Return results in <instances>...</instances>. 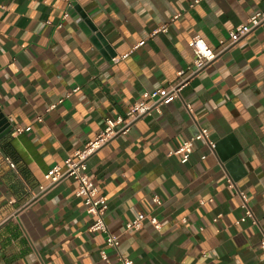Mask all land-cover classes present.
I'll list each match as a JSON object with an SVG mask.
<instances>
[{"label": "crops", "instance_id": "crops-1", "mask_svg": "<svg viewBox=\"0 0 264 264\" xmlns=\"http://www.w3.org/2000/svg\"><path fill=\"white\" fill-rule=\"evenodd\" d=\"M196 1L0 0V264H106L101 253L111 264H264V25L220 46L264 0ZM194 36L217 59L88 160L119 242L109 248L74 182L41 192L44 175L144 93L175 85L193 67ZM198 127L215 149L196 142L182 163L174 153ZM238 193L256 225L237 223ZM140 214L159 227L127 231Z\"/></svg>", "mask_w": 264, "mask_h": 264}, {"label": "built area", "instance_id": "built-area-1", "mask_svg": "<svg viewBox=\"0 0 264 264\" xmlns=\"http://www.w3.org/2000/svg\"><path fill=\"white\" fill-rule=\"evenodd\" d=\"M62 1L67 2L68 7H70L71 0ZM200 1L201 0H197L195 3H199ZM67 16V13H64L63 18H66ZM262 25H264V11L254 14L248 19L245 25L230 31L228 34V42L220 43V46L222 47L221 52L231 45L236 44L239 40ZM159 31L165 32L166 27L162 26ZM142 45L143 43H140L138 44V47ZM188 48L191 50L194 57L193 67L187 72L177 73L178 82L175 85L168 89H158L151 93H144L140 100L128 109L124 118H117L115 121L107 120L105 122V129L97 137L86 143L72 156L68 157L63 162L62 166H55L44 175V180L47 182V186L41 188V192L68 179L74 182L76 185L75 197L82 202L86 214L92 219L90 230L94 233L103 234L105 244L109 248L117 249L119 242L116 236L110 234L108 227L105 224L104 218L108 210L107 201L100 194L99 190L88 176V160L110 140L119 135L126 134L129 127L137 120L149 116L152 113H160L161 107L180 99V94L190 79L212 64L220 53V51L215 52L211 50L200 36L192 37L188 42ZM114 62H117V60H114ZM53 108L54 106H51L47 111ZM186 110L191 116L189 107L186 106ZM39 121H41V119H39ZM22 131V129H16L14 133L20 134ZM196 142L207 145L210 150L215 149L214 143L210 142L208 139L207 131L198 127L196 135L184 142L174 153L181 156L182 163L188 161L192 152L193 144ZM6 163L11 169L15 168L14 164L9 160H6ZM229 186L233 189L231 183H229ZM238 196L241 201V207L245 212L244 216L240 218L237 223H244L249 219L252 221V224L256 225L252 212L247 206L246 196L242 193H238ZM154 202L157 203L156 200ZM145 222H148L149 225L154 228L159 227V223L155 217L140 214L135 220L127 223L125 229L127 231H140ZM261 247L264 248V238L261 240ZM100 258L105 261L106 264H111L105 253H101ZM117 264H133V262L128 258L121 257L118 259Z\"/></svg>", "mask_w": 264, "mask_h": 264}, {"label": "water", "instance_id": "water-1", "mask_svg": "<svg viewBox=\"0 0 264 264\" xmlns=\"http://www.w3.org/2000/svg\"><path fill=\"white\" fill-rule=\"evenodd\" d=\"M2 120L0 119V125L2 124V122H1Z\"/></svg>", "mask_w": 264, "mask_h": 264}]
</instances>
